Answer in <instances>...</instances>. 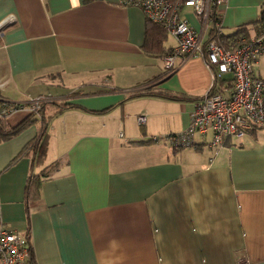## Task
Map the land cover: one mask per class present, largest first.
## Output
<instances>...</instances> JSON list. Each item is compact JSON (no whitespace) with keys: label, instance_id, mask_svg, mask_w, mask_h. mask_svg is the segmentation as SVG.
I'll use <instances>...</instances> for the list:
<instances>
[{"label":"crops","instance_id":"1","mask_svg":"<svg viewBox=\"0 0 264 264\" xmlns=\"http://www.w3.org/2000/svg\"><path fill=\"white\" fill-rule=\"evenodd\" d=\"M263 10L222 0L221 31L246 26L253 38ZM179 14L209 37L208 18ZM146 20L122 0H0V97L56 102L43 109L41 162L21 154L41 119L0 141V227L28 234L33 264H264V128L173 148L211 75L204 56L165 72L143 48ZM173 45L165 30L163 48ZM252 70L264 79V53Z\"/></svg>","mask_w":264,"mask_h":264},{"label":"built area","instance_id":"2","mask_svg":"<svg viewBox=\"0 0 264 264\" xmlns=\"http://www.w3.org/2000/svg\"><path fill=\"white\" fill-rule=\"evenodd\" d=\"M139 7L145 17L163 25L175 39V45L162 57L165 72L176 67L178 59L204 56L211 83L205 95L194 103L187 127L170 135L173 148L193 146L195 134L210 133L209 146H222L227 137L241 138L248 130L264 128V79L254 74L252 65L264 53V28L248 42L228 48L216 40L205 42L185 18L183 6L194 14L208 17L210 0H122ZM222 0H216L218 5ZM230 74L231 86L224 76ZM51 98L37 96L25 102L0 97V118L17 112H37ZM144 124L146 116H136ZM155 139V138H153ZM30 240L26 232L0 227V264H29Z\"/></svg>","mask_w":264,"mask_h":264},{"label":"trees","instance_id":"3","mask_svg":"<svg viewBox=\"0 0 264 264\" xmlns=\"http://www.w3.org/2000/svg\"><path fill=\"white\" fill-rule=\"evenodd\" d=\"M217 6L218 5L216 4V0H210V7L207 18L211 21L212 27L210 30V35L207 39H205V42H207L208 40H216L218 42H221L224 46L228 48L229 47L234 48L235 46L248 42L251 39L249 38L251 36L246 26H241L228 34H224L221 31V27L219 26L220 16L217 13ZM146 21L147 24L144 30L143 48L147 53H154L156 56L162 58L171 49V48L164 49L162 46L165 28L161 23L153 22L149 19H147ZM263 28H264V10L260 14V18L255 23L254 26L255 35L252 37H256L260 35ZM144 94H149V95L155 94V95H160L162 97L177 99V100L191 99L190 97L184 95H174V94H168L166 92H159V93L147 92ZM51 102L56 103L54 100L44 103L40 110H38L37 112L28 113L22 121L18 122L15 125H10L6 118H0V141L11 138L25 125L41 119L42 125L40 130L38 131V134L30 142H28L21 151V154L30 151L32 153V161L34 164L41 162L46 153V145H47L46 119L47 118L43 114V109L46 104ZM58 105L60 107V110L71 106L70 103H66V102L58 103ZM43 173L44 172H42V174ZM28 262L29 264H33L31 261V254L29 255Z\"/></svg>","mask_w":264,"mask_h":264},{"label":"rangeland","instance_id":"4","mask_svg":"<svg viewBox=\"0 0 264 264\" xmlns=\"http://www.w3.org/2000/svg\"><path fill=\"white\" fill-rule=\"evenodd\" d=\"M172 40V38H171V36L169 35L168 36V41H171ZM52 99H50L49 101H47V102H50ZM46 103V102H45ZM141 125H143V124H141Z\"/></svg>","mask_w":264,"mask_h":264}]
</instances>
